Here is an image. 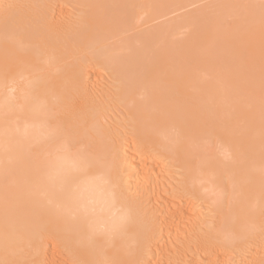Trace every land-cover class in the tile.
<instances>
[{
  "label": "bare ground",
  "instance_id": "6f19581e",
  "mask_svg": "<svg viewBox=\"0 0 264 264\" xmlns=\"http://www.w3.org/2000/svg\"><path fill=\"white\" fill-rule=\"evenodd\" d=\"M36 1L43 0H26L23 6L0 20V178L3 170L13 169L7 186L0 190V264H130L142 258L151 264V254L157 250L151 252L148 245L159 230V223L158 227L152 218L154 215L147 217L142 213L136 202L139 199L129 201L130 198L119 193L117 186L115 188L118 169L114 167V160L107 159L111 148L98 119L104 101L91 96L93 86L89 80L85 82L79 55L86 48L99 46L117 33H124L141 18L152 21L193 0H78L88 8L79 21L85 27L79 29L54 19L47 12V6L42 9ZM217 4L214 6L217 9L213 7L207 13V16L218 13L217 19L211 15L204 17L205 22L212 18L217 21L223 12L219 9L224 10L225 4L227 8L232 6L226 0ZM234 4L235 9L232 6L229 11L233 15L226 12L225 17L222 13L218 26L213 19L215 27L210 26L208 20L204 23L203 18L199 20L200 29L198 22L196 24L198 32L195 33L201 31L206 34H203L205 38L208 35L210 39L206 41L209 40L212 47L216 43L214 49L219 45L217 40L226 42L222 45L229 47V50L223 49L232 56L223 55L230 57L229 61L232 58L233 63L229 62L230 67L224 58L228 65L223 71L221 67L218 72L214 71L218 67L212 64L214 58L221 59L222 56L216 54L222 46L216 49L214 56L217 57L212 56L209 53L216 50L208 48L207 51L209 45L205 38H200L201 33L197 34L200 41L194 33L187 36L186 31L190 33L195 29L187 30L189 27L185 25L189 26V21L179 18L182 24L175 20L164 32L172 37L185 32V41L181 38L178 42L182 43L177 44L182 46V51L185 47L186 52L191 51L187 56L180 50L186 55L185 60L171 50H175L176 44L166 46L170 42L165 41L158 55L160 50L151 46L157 40L155 35L139 36L116 48L100 49L99 55L93 58L94 62L110 66L121 78L119 102L125 104L130 119L137 123L132 151L118 155H126V164L122 161L125 170L133 172L127 177L133 176L131 178L140 183L157 184V175L165 172L162 171L165 169H157L160 163L152 162L151 154L158 153L181 171L180 190L185 196L197 197L220 213L216 229L205 232L207 236L196 241L197 255L191 257L195 264L203 262V258L206 264H214L224 260L222 255L230 253L242 258L264 244V219L258 220L259 215L264 214V0H235ZM230 14L233 17H229ZM223 16L229 17L227 21L234 18L229 34L219 32L232 25V19L231 23H223ZM208 24L205 30L202 26L208 27ZM208 29L211 36L207 34ZM160 36L163 37V33ZM175 36L169 39L173 42ZM196 39L200 47L207 45L206 50L203 49L207 51L206 56L213 57L208 59L212 65L202 59L209 55H202V61L198 60L201 48L200 52L193 50L198 46ZM168 46L172 54H168V49L167 53L164 51ZM122 51L129 52L122 54ZM191 54L196 56L192 55L189 61ZM186 60L190 63L195 60L196 65L203 67L205 63L207 68L203 71L202 66L195 65V70L190 66L192 70ZM208 63L213 70H208L211 68ZM199 67L201 70L196 71ZM227 69L233 72L225 73ZM211 70L216 73L212 79ZM220 70L225 72L221 74ZM195 73H201L199 79ZM225 74L230 76L222 79ZM201 77L206 79L201 80ZM210 136L216 141L215 148L208 154L199 145ZM148 146L152 149L143 156L141 149ZM147 168L151 170L149 176L145 174ZM121 188L124 189V184ZM155 196L165 216L160 224L168 229L175 221L182 225L184 219L186 222L185 216L187 221L189 215L192 217L186 213L189 206L185 203L186 206L175 204L177 199L174 203L160 192ZM196 218H191V224L187 222V229H178L179 225L174 223L178 226L174 232L179 230V235H183L182 239L176 233L185 251L192 241L190 232L195 233L198 227L203 232ZM194 223L198 226L196 229H193ZM166 227L168 232L171 228ZM154 243L153 249H156ZM173 243L169 246L177 243L176 248L173 247L176 252L183 249L178 247L180 241ZM254 252L252 257L257 253ZM250 258H242L241 264H264V256L253 262Z\"/></svg>",
  "mask_w": 264,
  "mask_h": 264
},
{
  "label": "rangeland",
  "instance_id": "374dc122",
  "mask_svg": "<svg viewBox=\"0 0 264 264\" xmlns=\"http://www.w3.org/2000/svg\"><path fill=\"white\" fill-rule=\"evenodd\" d=\"M161 1V0H160ZM164 1H167V0H164ZM192 1V0H191ZM194 1V2H193ZM191 3H188V2H186L185 3V5L182 7V6H179L180 8L178 9H176V8H174L175 9V11L174 10H172L171 12H169L168 11V14H165V16H163V15H161V16H158V18H155L154 20H148L147 18H141V20H139V22L135 25V26H132V27H130L129 29H127V30H125V32L124 33H122V34H119V33H117L116 34V36L115 37H113V38H111V39H109V40H106L105 42H103V43H101L99 46H92V47H90V48H86L85 50H84V52H82L81 53V55H79L80 56V58L81 59H79V62L81 63V64H83V75H84V79H85V82L87 81L88 82V80H89V82L91 83V85L93 86V92L91 93V96H93V95H95L94 97L96 98V99H102L103 101V107H102V112H101V116H99L98 115V119H99V123L102 125L101 126V128L103 129V130H105L106 131V136H107V143H109V147L111 148L110 150H109V154L107 155V159L109 160V159H111L112 161L114 160V167H116V173L115 174H117V177H118V179H117V181L115 182V183H117V185H115V188H116V186L118 187V188H116V190L117 189H119V193H120V191H121V194L122 195H125L126 196V198L128 199V198H130V200L129 201H133V200H137V199H139V200H137L136 202L138 203H136L137 205H139L138 206V208L142 211V213L144 214V213H146V214H144L145 216L147 215V217H148V215H150L151 217L154 215V217H152L153 219H154V221L155 222H157V226H158V223H159V226H160V228H159V230L157 231V233L159 234H157L156 233V235H152V237L154 238V236L156 237V239L154 238H152V240L150 239L149 240V249H150V251L151 252H153L154 250L156 251V253L154 252V253H152L151 254V264L153 263V264H156L157 262H158V260H160L161 261V263H160V261L157 263V264H166L165 262H167V261H169V262H171L172 264H176L177 262H178V264L180 263V264H183V263H185L186 262V264H192V263H194V261L191 259V257H195V255H197V252H195V251H197V250H195L196 248V245H197V243L198 242H200V240L201 239H204L207 235H204V234H206L205 232H210V231H214L215 229H216V227H217V224H218V219L220 218V213L219 212H216L214 209H212L211 207H209L208 205H207V203L205 202V201H203V200H200V199H198L197 197H193V196H189L188 194H186V196H185V192L183 193L182 192V190H180L181 189V187H182V177H181V171L176 167V165L171 161V160H169V159H167V158H163V156H161L160 157V154H158V153H152L151 154V157H152V162L153 161H157L158 163H160V166L157 168V169H159V171H161V168L162 169H165V170H162V171H165V172H160L159 173V175H157V179H158V182L156 181V183L157 184H155V183H150L149 181L148 182H146V183H144V182H142V183H140V181L139 180H137L136 181V179H134V178H131V177H133V176H128L127 177V175H132V173H128V171H127V169L125 170V168H126V166H125V161H126V155H123L124 157H122V156H118V155H120L122 152H124L123 154H128L130 151H132V149H133V144L135 145L136 144V138H135V132H136V126H137V123H135V121H133V120H131L130 119V113L129 112H127V110H126V107H125V104L123 103V102H119V97H118V94H119V88H120V86H121V82H120V77L118 76V75H116V74H114L113 73V71L111 70V68H110V66H103V65H101L100 63H98V62H94L93 61V58L94 57H96V56H98L99 55V51L98 50H102V49H111V48H116V46H121L122 44H123V42H125V41H127V40H129V39H133L132 40V42L133 41H135L136 39H138L139 38V36H145V35H155V38H157V40L156 41H154L155 42V44H151V46H153L154 48H155V50H158L159 48L160 49H162L160 46H161V44L163 43V41H165L166 43L167 42H170V43H167V44H165L166 46L169 44V46L170 47H174L175 45H172L171 43H173V44H176V47H175V50H174V48L173 49H171V50H173V51H175L176 53L178 52V54H177V57H181V59L182 60H185L186 59V55L190 52L191 53V51L190 50H188L187 52H186V50H187V48L185 47V45H184V47H185V49H183L184 51H182L181 50V48L180 47H182V46H179V45H177V44H179V43H182V42H178V40H180L181 38H183L182 40L183 41H185V39H184V37H183V35H184V33L182 32V34L181 33H179L178 35H174L175 36V39H174V41H175V43H174V41L172 42V40H170L171 38H174V36L172 37V36H169V33L167 34L166 32H164L165 30H167L166 28H168V26L169 25H171V23L172 22H174L175 20H179V19H181L182 21H184V20H186V21H184V22H187V21H189V22H187L188 23V25L189 26H186L185 25V28L187 27H189L187 30H192L193 28L195 29V30H192L190 33H188L189 31H186V35L188 36L189 34H191V33H194V34H196V38H198V40L200 41V38L201 39H203L204 40V38L206 37H204V35H206V34H202L201 33V31H199V33H201L202 34V36H200V38H199V35L197 36V34H199V33H195V32H198V29H200V26L202 25L201 24V22L199 23V20L201 21V19L203 18L204 19V17H209V16H211V15H208L207 16V13L209 12H211V10H212V8L214 7V6H216L215 4H217V2L219 1H225V0H193ZM195 1H197V2H195ZM226 1H228L229 2V4L230 3H232V4H230V5H232V6H230L229 8H227V7H225L226 6V4H227V2H226V4H225V6H224V10L223 9H219V10H221V11H223L222 13L224 14V16L227 14V13H231V12H229V11H231L230 9H231V7L233 8V9H235V4L233 5V3H235V0H226ZM26 3V0H0V20H3L4 18H6L9 14H10V12H13L15 9H17V8H19V7H21V6H23L24 4ZM220 4V3H219ZM221 4H223L222 2H221ZM228 4V5H229ZM36 5L38 6V7H41L42 9H45L46 8V6H47V12H49L50 13V15L54 18V19H56V18H58V19H60L61 20V22L62 21H64V23H70V24H73L74 25V28L75 29H79V28H84L85 27V25H84V23L83 22H80L79 23V21L85 16V13L88 11V8L84 5V4H82V3H80L78 0H43V1H36ZM218 5V4H217ZM224 5V4H223ZM223 5H222V7H223ZM227 5V6H228ZM219 7L218 8H221L220 7V5H218ZM204 7V8H203ZM215 8V7H214ZM225 8H227L228 9V11H226V9ZM201 9V10H200ZM215 9H217V7L215 8ZM204 10V11H203ZM219 10H216V12L217 11H219ZM199 11V12H198ZM215 10H213V12H214ZM225 11V12H224ZM196 12V13H195ZM200 12H202V14H204L202 17H201V15H198V13L200 14ZM227 12V13H226ZM233 12V11H232ZM170 13V14H169ZM222 13H220L219 14V16L221 17L223 14ZM189 14V15H188ZM222 14V15H221ZM232 14V13H231ZM229 15V17H231L232 15ZM187 15V16H186ZM195 15H198V16H196L197 17V19L196 18H194V16ZM216 14H215V12L213 13V15L212 16H215ZM144 16V15H143ZM142 16V17H143ZM217 17H218V13H217V15H216ZM216 16H215V18H216ZM223 16V17H224ZM227 16H228V14H227ZM219 17V19L217 20L218 21V24H219V21H221V18ZM226 17V16H225ZM225 17H224V20H223V23H224V21L227 23V22H230L229 20H231L232 18H230L228 21H227V19L229 18V17H227V19H225ZM233 17V16H232ZM177 18V19H176ZM179 18V19H178ZM199 18V19H198ZM211 18V17H210ZM215 18H212L213 20L215 19ZM211 19V20H212ZM217 19V18H216ZM181 20H179V22H181V24H182V21ZM207 20L209 21V22H207ZM206 20V22L207 23H209L210 24V26H214L215 27V24H213V21L211 22V20H209V19H207ZM204 21V23H206L205 22V19L203 20ZM203 21H202V23H203ZM215 21V20H214ZM217 21H215L216 22V26H218L217 25ZM178 22V23H179ZM197 22H198V24H197ZM214 22V23H215ZM222 22V21H221ZM231 22H232V25L231 24H227L228 26H227V28L226 27H224V29L222 28V25L223 26H225L223 23H220V24H222L221 25V27L220 28H222V30L221 31H219V32H222V31H226L227 33H225L224 32V34H229L228 33V31H230L231 32V30H233L232 29V27H233V25H234V18L231 20ZM230 22V23H231ZM136 23V22H135ZM187 23H185V24H187ZM203 23V24H204ZM206 23V24H207ZM173 24H175V23H173ZM172 24V25H173ZM184 24V23H183ZM199 26V28L196 30V27H197V25ZM205 24V25H206ZM209 24H208V27H206L205 25L204 26H202V27H204L205 28V30L207 29V28H209ZM168 25V26H167ZM167 26V27H166ZM181 26V25H180ZM180 28V27H179ZM182 29L184 28L183 26L181 27ZM202 30H204L203 28H201ZM215 29V28H214ZM219 28H217V30H218ZM230 29V30H229ZM178 30H180V29H178ZM177 30V31H178ZM184 31H185V29H183ZM183 30H180V31H183ZM204 30V31H205ZM210 30H211V28H210ZM209 29L207 30L208 32H207V34H209V31H210ZM177 31H176V33H177ZM157 32H160L161 34L163 33V37L162 36H160V33H157ZM168 32V31H167ZM170 32V31H169ZM214 32H215V30H214ZM213 32V33H214ZM216 32H218V31H216ZM121 33V32H120ZM156 33L159 35H157L156 36ZM181 34V35H180ZM200 34V35H201ZM212 34V33H211ZM211 34H209L210 36H211ZM185 35V36H186ZM214 35V34H213ZM169 37H170V39H169ZM185 38H187V37H185ZM194 38H195V35H194ZM207 38H208V35H207ZM207 38H205V41H206V39ZM177 39V40H176ZM208 39H210V38H208ZM167 40H170V41H167ZM197 39H196V41H198ZM153 41V40H152ZM152 41H149V43L150 42H152ZM181 41V40H180ZM199 41H198V46H197V48L196 49H193V50H195V51H197V52H202V53H204V52H206L205 54H201V52H200V57L197 55V57L199 58L198 60H201L200 58L202 57V55H204V56H206V54H207V51H209L208 50V48L210 49H214L213 47H215L214 45H216V43L215 44H212L213 45V47L210 45L211 43H208V42H210L209 40L208 41H206V44L207 45H209L208 47H207V51H205L206 50V46L204 45L205 43H203V41L201 40V43H203V45L205 46H203V48L205 49H203L202 48V46L200 47L199 45H201V44H199ZM71 43L70 44H74L72 41H70ZM148 42V41H147ZM178 42V43H177ZM217 42H219V45H217L216 46V49L218 50V48L217 47H221L222 46V49L221 50H218V52H217V50L216 49H214V50H216V51H211L209 54H211L212 56H214L215 55V53L217 52V56H219V57H221V59H223V60H221L219 57V59L217 60L216 58H214L213 60H212V64L213 63H215V64H213V65H216L218 68H217V70L215 69L214 71H216V72H218L219 71V68L221 67V70L222 69H224L225 70V67H226V65H228V63L229 62H231V63H233L232 61H233V59L231 60L230 59V61L228 60L232 55L231 54H229V52H226V50H224L225 48L227 49V50H229L228 48L229 47H227V45H226V47L225 46H223V45H225V44H223L222 45V42L223 43H226V42H224V41H219V40H217ZM196 44V43H195ZM218 44V43H217ZM221 45V46H220ZM163 46V45H162ZM169 46H168V48H164V51L166 50L167 51V49H168V54L170 53V54H172L173 52L171 51V50H169L170 48H169ZM177 46H179V50L177 51ZM152 47V48H153ZM183 47V48H184ZM199 47L201 48V50L200 51H198L199 50ZM223 47H224V49H223ZM153 48V49H154ZM159 49V50H160ZM220 49V48H219ZM154 50V51H155ZM183 52V54H185V52H186V55H183L182 53H181V51ZM192 50V49H191ZM203 50V51H202ZM162 51H163V49H162ZM165 51V52H166ZM172 53H171V52ZM195 51H193V53H195ZM128 52L129 51H122V54H128ZM159 52H161V50L160 51H158V55L159 54H161V53H159ZM166 52V53H167ZM180 52V53H179ZM197 52H196V54H197ZM214 52V54H212ZM220 52V53H219ZM223 52V53H222ZM165 53V54H166ZM224 53H228L227 55L228 56H230V57H224V56H226V54L225 55H223ZM168 54H166V55H168ZM181 54H182V56H181ZM196 54H194L195 56H196ZM199 54V53H198ZM208 54V55H209ZM218 54H220V55H218ZM163 55H164V53H163ZM161 56V57H164V56ZM174 55H175V53H174ZM179 55V56H178ZM192 55L193 54H191V56L189 55V58H187V60L189 59V61H191L190 59H191V57H192ZM194 55H193V58H195L194 57ZM207 55V56H208ZM211 55H209L207 58H205L204 56V58H202V59H205V60H203L204 62L206 61V59H207V61L205 62V63H207V62H209L210 61V64H211V60H209L208 61V59L210 58H213V57H211ZM176 56V55H175ZM188 56V55H187ZM217 56H214V57H217ZM169 57H170V55H169ZM173 57V56H172ZM171 57V58H172ZM170 58V59H171ZM174 58V57H173ZM172 58V59H173ZM224 58H227L226 60H228V63L226 62V60H224ZM171 59V60H172ZM177 59H180V58H177ZM176 59V60H177ZM186 60V61H187ZM196 60V59H195ZM195 60H194V62L192 61L191 63L189 62V61H187V66H188V68H190V66H194V70H195V65L197 64V63H201L200 61H198V60H196L197 61V63L195 64ZM173 62H174V60H172ZM202 61V60H201ZM176 63H177V61H175ZM183 62H185V61H183ZM224 62V63H223ZM203 64V62H202V64L203 65H205V67H206V64ZM227 63V64H226ZM181 63H179V65H180ZM210 64L208 63L207 64V66L208 67H211V68H208V70L209 69H212V66H210ZM211 64V65H212ZM230 64V63H229ZM199 65V64H198ZM198 65H196V67H198ZM223 65H225L223 68H222V66ZM181 66H182V64H181ZM200 67L202 66L201 64L199 65ZM230 67H232L231 66V64L229 65ZM229 66L227 67V68H229ZM196 68L197 70L196 71H198V70H201V68L203 67H201V68ZM205 67H203V71H205L206 70V68ZM215 67V66H214ZM157 68H159L158 67V65H157ZM190 69H192L193 70V68H190ZM214 69V68H213ZM212 69V70H213ZM230 69V68H229ZM229 69H227V71L225 72V73H227V72H233L232 71V69L229 71ZM211 70V73H210V75L212 76L211 77V79L213 78V74L214 73H212V72H214V71H212ZM221 70H220V72H221ZM195 71V72H196ZM223 71V70H222ZM202 72V71H201ZM207 73H206V75H208V73H209V71H206ZM220 72H219V74L218 75H220ZM224 72H221V74H223ZM196 74V73H195ZM199 74H201V73H199ZM199 74H196L197 76V78L199 79ZM216 74V73H215ZM215 74H214V76H215ZM229 74H231V73H229ZM229 74H225V75H223L224 76V78H222V79H225V77H227V76H230ZM205 75V76H206ZM210 75H208L209 77H210ZM199 76V77H198ZM204 76V75H203ZM208 76H206V77H208ZM222 76V77H223ZM204 78V77H203ZM259 78V77H258ZM258 78H257V80H258ZM263 78V77H262ZM206 78H204V79H202V77H201V80H205ZM261 79V78H260ZM208 80H209V78H208ZM259 81H261V80H259ZM231 89H232V87H230ZM93 98V97H92ZM94 99V98H93ZM244 98H242V100H243ZM95 100V99H94ZM92 102H94V101H92ZM125 108V109H124ZM97 119V120H98ZM215 141H216V138L214 137V136H210L209 138H204V139H202L201 140V145H199V146H201V149L204 151V152H206V153H208L209 154V152H211L212 151V149H214L215 147ZM152 149V147L151 146H148V148L147 149H141V154L143 155V156H145V155H147V154H149V151ZM127 150H128V153H127ZM158 154V155H157ZM152 155H156L157 157H155V156H152ZM115 156V157H114ZM155 157V158H154ZM114 158V159H113ZM123 158V159H122ZM117 161H116V160ZM122 159V160H121ZM116 161V162H115ZM125 163H123V162ZM194 162H196V160H194ZM117 165H116V164ZM119 163V164H118ZM9 169H11V170H3V172H2V176H1V178H0V190L2 189V187H5V186H7V180H8V177L10 176L9 174H10V172H12V168L11 167H8ZM6 169V168H5ZM146 170V172L149 170V168H147V169H145ZM144 170V171H145ZM126 171V172H125ZM145 172V174L147 175V176H149V172H151V170H149L148 171V173H146ZM13 173V172H12ZM127 173V174H126ZM163 173V174H162ZM144 174V175H145ZM151 174V173H150ZM119 175V176H118ZM163 175V176H162ZM162 176V177H161ZM116 177V176H115ZM115 180H116V178H115ZM120 180V181H119ZM126 180H130L128 183L125 181ZM134 181V182H133ZM123 182V183H122ZM180 182V183H179ZM122 183V184H121ZM123 184H124V189H122L121 188V186H123ZM131 184V185H130ZM135 184H136V186H135ZM152 184H153V186H152ZM160 184V185H159ZM126 185V186H125ZM147 185H148V187H147ZM178 185H180V186H178ZM120 187V188H119ZM125 187H127V188H125ZM144 187V188H143ZM158 188H160L159 190L160 191H158ZM179 188V189H178ZM157 189V190H156ZM177 189V191H175ZM123 190H126V191H123ZM149 191V194H150V196L148 195V191ZM153 192H152V191ZM123 191V192H122ZM128 191V192H127ZM150 191H151V193H150ZM179 191V192H178ZM124 192L127 194H124ZM158 192H160L161 193V195H163L167 200H169V199H172L173 201H174V203H175V200H176V203L175 204H180V205H182L183 206V204L185 203L187 206H189L188 208H187V212L186 213H190L191 214V216L193 217V218H196L195 219V221H197V223L196 224H199L198 226H202L203 228L201 229L203 232H201L200 231V228L198 227V226H196V224L194 223V225H195V227L193 228V229H196L197 227V229L195 230L196 232L194 233V230L193 231H191L190 233H188V234H190L192 237H190V240H192V241H190L191 243L189 244L190 246H188V249H187V251H188V253H187V251H185V249L183 248V246H182V240H181V238H178L177 239V234L179 235V230H178V233L177 232H174V230L175 231H177L176 229H177V227L178 226H175V224L176 225H179V227H178V229L180 228V227H182V228H184V227H186V224H187V222H189L190 220H191V218L192 217H190V215L188 216L189 218H188V221H187V217L185 216V218H186V222H184L185 221V219H184V221L182 222V225H183V223H184V225L182 226L181 224H180V222L179 221H175L174 223H173V226H172V228L171 227H169V229L170 230H172V231H170L164 224L163 225H161L160 224V222L161 221H163L164 219V212L162 213V210L160 209L161 208V206L162 205H160V203H158L157 202V199H155L156 198V196H155V194H157ZM175 192H177V193H175ZM182 192V193H181ZM224 192V191H223ZM147 193V194H146ZM146 194V195H145ZM177 195V198L175 197L176 195ZM182 194V195H181ZM175 195V196H174ZM124 196V197H125ZM129 196V197H128ZM154 197V198H151V197ZM136 197V198H135ZM139 197V198H138ZM135 198V199H134ZM133 199V200H132ZM223 199H224V203H225V197L223 196ZM140 203H139V202ZM166 201V200H165ZM160 202V201H159ZM164 202V200L162 201L161 200V203H163ZM156 203H158V204H156ZM173 203V202H172ZM154 204H156V205H154ZM184 204V205H185ZM159 205H160V208H159ZM185 205V206H186ZM155 206H156V208H155ZM158 207V208H157ZM162 208H163V206H162ZM191 209V210H190ZM188 210H190V211H188ZM158 212V213H157ZM159 214V215H158ZM157 215H158V217H157ZM149 216V217H150ZM195 216V217H194ZM150 217V218H151ZM200 217V218H199ZM158 218V219H157ZM160 218V219H159ZM200 219V220H199ZM264 219V214H261V215H259V221H261V220H263ZM157 220V221H156ZM178 222H179V224H178ZM162 223V222H161ZM190 223V222H189ZM188 223V224H189ZM191 224V223H190ZM158 226V227H159ZM166 227L169 231L167 232L166 230H165V228L164 227ZM164 229H163V228ZM162 229V230H161ZM186 229H187V227H186ZM197 231H199V232H197ZM160 232V233H159ZM170 233V234H169ZM175 233V234H174ZM177 233V234H176ZM167 234V235H166ZM197 235L196 236V238H195V235ZM208 234V233H207ZM158 235V236H157ZM200 235V236H199ZM175 236H176V238H175ZM179 236H181L182 237V239H183V235L182 234H180ZM178 236V237H179ZM205 236V237H204ZM201 237V238H200ZM175 238V240H173ZM200 238V240H198ZM180 239V240H179ZM171 240V241H170ZM173 240V241H172ZM150 241H152V242H150ZM169 241H170V243H176V242H178L179 243V241H180V243H179V245H178V247L180 248L181 246H182V248L184 249V251H183V249H177V251L178 252H176L175 250L176 249H174L173 247H175L176 248V244L175 245H170V246H172V247H170L169 246ZM196 241H197V243H196ZM153 242H155L154 243V246L156 247V249H153ZM173 243V244H174ZM191 244H192V246H191ZM193 246H194V248H193ZM152 247V248H151ZM159 247V248H158ZM158 248V249H157ZM162 248V249H161ZM168 249V250H166V251H172V253H174V252H176L175 254H171L170 252H168L170 255H171V259H170V255L169 256H167L168 258H166V255H168V253L166 252V251H164V249ZM192 248V249H191ZM169 249H171V250H169ZM173 249V250H172ZM191 249V250H190ZM160 250V251H159ZM162 250V251H161ZM63 251H65V249L63 250ZM179 251H181V252H179ZM183 251V252H182ZM194 253H192V252ZM257 251V253H256V255L255 256H251L252 255V253L254 252H251V253H246L245 255H243V257L242 258H244V259H249L250 258V256H251V258L250 259H252V260H249L250 262H253V260L255 259L256 260V258L258 259V258H261L262 256H264V244H262V246L259 248V249H257V250H255V252ZM189 252H190V254H191V256H190V254H189ZM254 252V253H255ZM165 253V254H164ZM178 253H181V254H179L178 255ZM184 253V254H183ZM185 253H187V254H185ZM154 254H156V255H154ZM159 254V255H158ZM182 254L184 255V257H182V259H181V256H182ZM193 254V255H192ZM163 255V256H162ZM176 257H175V256ZM187 255V256H186ZM165 256V257H164ZM186 256V257H185ZM190 256V257H189ZM157 257V259L155 260V258ZM161 257V258H160ZM178 257H180L179 258V261H178ZM193 257V258H194ZM174 258V259H173ZM185 258H186V260H185ZM188 258H190V259H188ZM222 258L224 259L223 261H221V260H217V262H214V264H241V262H242V258H239V256H237L236 254H227V255H222ZM153 259L155 260V261H153ZM168 259V260H167ZM181 259V260H180ZM188 259V260H187ZM140 260H141V262H140ZM140 260H138V262L137 263H130V264H138V263H140V264H147L148 263V259H140ZM175 262V263H173V261ZM254 260V261H255ZM157 261V262H156ZM164 261V262H163ZM182 261V262H181ZM183 261H185V262H183ZM156 262V263H155ZM169 262H167V264H169ZM190 262V263H189ZM200 262H202V260H200ZM200 262H197L198 264H206V262H205V260H204V258H203V262L202 263H200ZM195 264V263H194Z\"/></svg>",
  "mask_w": 264,
  "mask_h": 264
}]
</instances>
